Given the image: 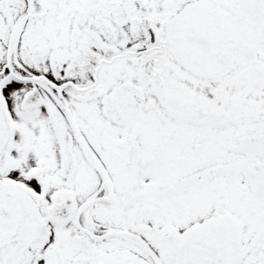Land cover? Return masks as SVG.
Segmentation results:
<instances>
[{
    "label": "snow or ice",
    "instance_id": "1",
    "mask_svg": "<svg viewBox=\"0 0 264 264\" xmlns=\"http://www.w3.org/2000/svg\"><path fill=\"white\" fill-rule=\"evenodd\" d=\"M0 264H264V0H0Z\"/></svg>",
    "mask_w": 264,
    "mask_h": 264
}]
</instances>
